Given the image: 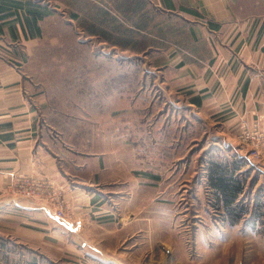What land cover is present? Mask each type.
I'll return each mask as SVG.
<instances>
[{"label": "crops", "instance_id": "1", "mask_svg": "<svg viewBox=\"0 0 264 264\" xmlns=\"http://www.w3.org/2000/svg\"><path fill=\"white\" fill-rule=\"evenodd\" d=\"M122 1L113 11L134 17L129 22L133 31L123 29L119 41L112 42L107 29L102 46L127 49L137 43L136 47L147 48L142 53L167 46L164 65L141 72V79L136 75L142 83L151 74L156 89L149 108L154 117L148 134L151 145L170 141L167 152L181 160L185 148L189 151L201 138L205 142L210 137L211 127H220L215 141L221 140L224 151L230 148L226 141L236 136L246 118L251 122L259 113L264 128V11L256 10L264 0ZM177 22L186 34L172 37L169 31ZM128 30L141 33V39L132 44ZM88 37L93 40L100 35L90 32ZM126 106L104 109L107 118L93 125L85 149H79L46 120L45 106L35 103L18 71L0 73V225L8 226L10 235L15 231L32 235L31 223L51 224L54 234L61 235L51 205L56 198L52 195L59 193L66 195V204L73 209L72 234L76 240L83 239L80 232L86 225L87 247L101 250V257L114 253L119 244L131 242L134 249L132 241L152 239V233H158L159 215L172 216L166 206L173 205L160 200L169 187L159 185L158 167L149 172L143 169L132 144L148 136L134 129L138 125L131 112H138L137 104H130L128 112ZM114 113H118L116 121ZM196 127H202L201 133L192 135ZM229 150L228 158L247 159L242 148ZM25 176L48 184L41 199L25 197L17 190V177ZM91 240L97 245H91Z\"/></svg>", "mask_w": 264, "mask_h": 264}, {"label": "rangeland", "instance_id": "2", "mask_svg": "<svg viewBox=\"0 0 264 264\" xmlns=\"http://www.w3.org/2000/svg\"><path fill=\"white\" fill-rule=\"evenodd\" d=\"M22 1H32L36 4L35 9L44 14L38 21L41 31L28 37L30 30L26 35L14 16L4 20V32L0 33V73L18 71L33 92L35 103L45 106L46 120L64 135L67 142L79 149H85L93 125L97 126L107 118L104 109L109 105L115 109L119 104L121 107L127 104L128 112L130 104H137L138 112H131L138 125L134 129L148 137L132 145L138 149L144 170L149 172L158 167L159 185L169 187L167 193H161L160 200L170 201L173 206L164 205L172 216L159 215L155 224L158 233L153 232L152 239L132 241L136 243L134 249L130 247L131 242L119 244L114 253L101 257L100 249L87 247L86 225L80 232L83 239L76 240V234H72L73 209L67 206L66 195L53 194L57 199H51L52 207L56 212L60 208L66 212L64 218L55 222L57 229L62 230L61 235L54 234L51 224L31 223L32 235L27 236L18 231L10 235L9 227L0 225V235L4 237L0 236V264H264V145H260L259 156L252 157L240 137L245 128L258 130L264 136V128L259 124L262 122L260 114H255L251 122L245 119L246 124L240 125L236 136L232 134V139L226 141H230L227 144L230 148L225 151L219 146L221 140L215 141L220 127H211L210 137L205 142L201 138L189 151L184 149L183 159L175 160V156L166 150L170 141L151 145L148 135L152 133L149 127L154 119L149 108L156 93L151 74L142 83L136 79L138 71L141 79V72L150 73L167 62V46L160 42V51L149 48L147 53H142L140 47H136L137 43L127 49L102 46L101 37L108 36L103 34L107 29L111 31L112 42L119 41L123 29L133 31L129 22L134 21V17L113 11L124 1ZM260 9L264 11V2L256 8ZM179 24L177 22L173 31H169L172 37L186 34L184 26ZM90 32H96L100 37L91 40ZM163 32L160 24V33ZM127 35L128 40L133 39L132 44L135 39L136 42L141 39L139 32L128 30ZM117 114H113L114 120L118 119ZM126 115L129 118V114ZM201 128L196 127L192 135L200 134ZM233 147L242 148L249 162L244 169L249 171L243 197L245 209L237 224H231L223 211L216 210L205 180L208 160L230 155L229 149ZM143 182L149 183V178L143 177ZM183 187H188L190 192L182 191ZM147 197L149 200L150 194ZM256 201L261 209L254 207ZM90 243L97 245L92 240Z\"/></svg>", "mask_w": 264, "mask_h": 264}, {"label": "trees", "instance_id": "3", "mask_svg": "<svg viewBox=\"0 0 264 264\" xmlns=\"http://www.w3.org/2000/svg\"><path fill=\"white\" fill-rule=\"evenodd\" d=\"M35 5L32 1L0 0V33L4 32V20L14 16V20L20 22L26 35L30 30L28 37L38 35L41 31L38 21L44 14L37 11ZM15 32L14 29V34ZM139 49L141 51L147 50L145 47ZM247 164H249L247 159H230L226 156H217L210 158L206 165V182L213 195V205L216 210L223 211L231 224L239 223L244 213L245 201L243 197L247 189L246 177L249 172L244 171V169ZM254 207L261 209L259 201L254 203Z\"/></svg>", "mask_w": 264, "mask_h": 264}, {"label": "built area", "instance_id": "4", "mask_svg": "<svg viewBox=\"0 0 264 264\" xmlns=\"http://www.w3.org/2000/svg\"><path fill=\"white\" fill-rule=\"evenodd\" d=\"M244 132L240 135L243 145L248 147L249 154L252 157L259 156L260 145L263 143L264 136L258 130L243 129ZM16 188L24 196L30 198H41L48 189V184L42 180L32 177H17ZM56 215L58 218H64L66 212L61 208L57 210Z\"/></svg>", "mask_w": 264, "mask_h": 264}]
</instances>
